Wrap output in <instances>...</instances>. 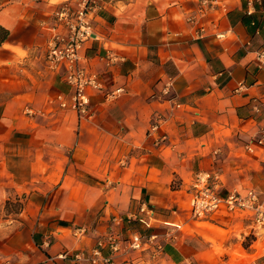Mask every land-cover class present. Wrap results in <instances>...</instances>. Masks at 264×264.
Returning <instances> with one entry per match:
<instances>
[{
	"label": "crops",
	"instance_id": "crops-1",
	"mask_svg": "<svg viewBox=\"0 0 264 264\" xmlns=\"http://www.w3.org/2000/svg\"><path fill=\"white\" fill-rule=\"evenodd\" d=\"M64 1L0 0V257L73 264L60 256L140 233L157 234L164 252L117 264H264L253 218L191 212L203 173L222 195L255 189L264 201V113L254 110L264 103V0H107L81 54L102 82L84 117L61 106L73 88L45 63ZM17 199L20 212L7 215ZM188 226L195 236L176 234ZM235 251L246 258L233 262Z\"/></svg>",
	"mask_w": 264,
	"mask_h": 264
},
{
	"label": "built area",
	"instance_id": "built-area-1",
	"mask_svg": "<svg viewBox=\"0 0 264 264\" xmlns=\"http://www.w3.org/2000/svg\"><path fill=\"white\" fill-rule=\"evenodd\" d=\"M106 2L107 0H66L62 2L54 11V34L46 46V66L52 71H59L63 68L64 78L73 88L70 100L64 94L58 95L60 104L63 108L76 110L81 117L89 113L91 103L89 91L102 87L98 75L82 67L80 60L82 51L93 40L98 39L94 16L100 13ZM257 59L264 64V47L258 51ZM114 94L115 92L112 93ZM254 110L257 113L261 111L264 113V103L255 104ZM255 142L264 146V124ZM252 149L248 145V150L252 151ZM191 189V212L194 220L213 221L216 215L222 213L228 216L253 218L257 231L262 232L260 235H264V201H260L255 189H250L245 194L233 190L222 195L210 173L199 174ZM140 214L152 216L154 212L146 203H142ZM84 233V231L80 232L81 235ZM173 234L174 230L169 231L167 240L173 238ZM107 247L111 252L110 256L103 254ZM152 250L157 254L164 252V241L160 240L157 234L131 233L126 238L110 234L106 239L99 240L89 251L68 252L60 257L69 259L73 264H117L115 258L118 256H129L132 252L144 253ZM0 264L13 263L7 258L0 257Z\"/></svg>",
	"mask_w": 264,
	"mask_h": 264
},
{
	"label": "rangeland",
	"instance_id": "rangeland-1",
	"mask_svg": "<svg viewBox=\"0 0 264 264\" xmlns=\"http://www.w3.org/2000/svg\"><path fill=\"white\" fill-rule=\"evenodd\" d=\"M21 205H22V202L19 199L15 200V201H7V203H6V212H7V215L11 214L13 217L16 216L20 212ZM193 226L202 227V226H205V225L204 224L195 223ZM178 232L179 233L183 232L184 234L186 233L187 236H195L197 234L196 230H194L193 227H191V226H188V227L184 228V230H181V231L178 230L176 232V234H178ZM217 232L222 233V234H225L221 230H217ZM3 236H4V230H3V227L0 226V250L2 248ZM172 239L173 238H171V240ZM243 245H244L245 248H248L249 245H250V243L248 241H246V242H243ZM258 248H261L260 243L258 244ZM215 250L222 251V249L219 248V247H216ZM238 258L244 259V258H246V256L243 253L241 254L238 251H235L234 252L233 262H235Z\"/></svg>",
	"mask_w": 264,
	"mask_h": 264
},
{
	"label": "trees",
	"instance_id": "trees-1",
	"mask_svg": "<svg viewBox=\"0 0 264 264\" xmlns=\"http://www.w3.org/2000/svg\"><path fill=\"white\" fill-rule=\"evenodd\" d=\"M9 31L0 25V45L7 38Z\"/></svg>",
	"mask_w": 264,
	"mask_h": 264
}]
</instances>
